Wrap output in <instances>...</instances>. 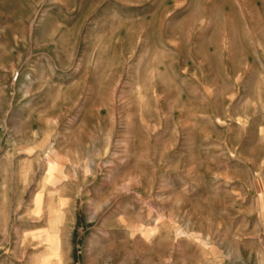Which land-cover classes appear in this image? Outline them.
Returning a JSON list of instances; mask_svg holds the SVG:
<instances>
[{
    "label": "rangeland",
    "instance_id": "obj_1",
    "mask_svg": "<svg viewBox=\"0 0 264 264\" xmlns=\"http://www.w3.org/2000/svg\"><path fill=\"white\" fill-rule=\"evenodd\" d=\"M0 264H264V0H0Z\"/></svg>",
    "mask_w": 264,
    "mask_h": 264
}]
</instances>
